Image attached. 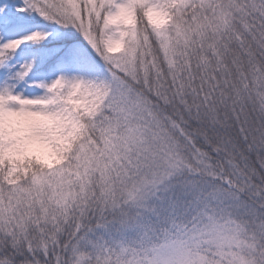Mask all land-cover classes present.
I'll use <instances>...</instances> for the list:
<instances>
[{"label":"snow or ice","instance_id":"snow-or-ice-1","mask_svg":"<svg viewBox=\"0 0 264 264\" xmlns=\"http://www.w3.org/2000/svg\"><path fill=\"white\" fill-rule=\"evenodd\" d=\"M0 264H264V0H0Z\"/></svg>","mask_w":264,"mask_h":264}]
</instances>
